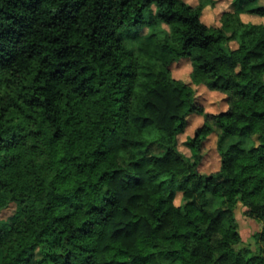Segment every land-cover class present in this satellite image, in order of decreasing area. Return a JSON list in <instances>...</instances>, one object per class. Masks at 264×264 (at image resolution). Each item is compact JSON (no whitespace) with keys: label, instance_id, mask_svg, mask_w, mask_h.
Instances as JSON below:
<instances>
[{"label":"trees","instance_id":"trees-1","mask_svg":"<svg viewBox=\"0 0 264 264\" xmlns=\"http://www.w3.org/2000/svg\"><path fill=\"white\" fill-rule=\"evenodd\" d=\"M153 5L171 35L136 54L121 31L146 26ZM209 5L0 0V211L15 204L0 264H264V5L221 25L203 19ZM182 60L191 81L173 74ZM196 85L228 108L207 112ZM194 114L190 161L177 136ZM215 132L221 165L203 173ZM240 203L263 223L253 247Z\"/></svg>","mask_w":264,"mask_h":264},{"label":"rangeland","instance_id":"rangeland-1","mask_svg":"<svg viewBox=\"0 0 264 264\" xmlns=\"http://www.w3.org/2000/svg\"><path fill=\"white\" fill-rule=\"evenodd\" d=\"M190 3L197 5L199 2L202 4H208L213 1L214 5H209L204 10L203 19L206 23L212 25H221V17L223 12H237L245 11L249 8L264 5V0H256L250 2L248 0H186ZM157 7L153 5L149 10L146 11V17L148 24L138 30L123 29L121 31L122 36L127 42L133 47L135 53H139L150 41L152 33L155 31L160 38H166L171 35V27L163 22L158 23L156 26L152 24L156 14ZM247 17V16H246ZM245 17V19H247ZM228 34L231 30L227 29ZM191 64L188 60H182L176 62L172 66L173 74L186 81H191ZM197 96L199 102L204 106L207 112L219 113L228 108V102L226 95L220 92L211 91L203 85H196ZM204 117L201 115L194 114L191 116L190 124L184 133H180L177 136V147L190 161L195 160V156L188 145L190 136H193L198 126L202 124ZM242 141L243 144L248 148L253 144H258V136L255 135L251 138H238V137H226L224 140V146L227 148L231 143ZM202 158L199 165V169L203 173H210L216 171L221 165V153L218 149V134L215 132L205 141V145L201 152ZM181 193H178L175 202L181 203ZM219 207V202L211 197L210 208ZM15 212V204H11L9 207L0 211V218L7 219L12 216ZM236 216L239 223V230L242 235L241 246H252L253 247V234L263 227V223L256 220L248 210V208L241 203L238 205L236 210Z\"/></svg>","mask_w":264,"mask_h":264}]
</instances>
